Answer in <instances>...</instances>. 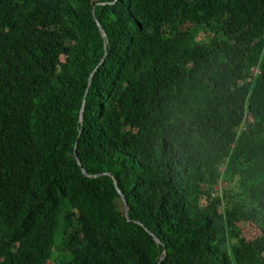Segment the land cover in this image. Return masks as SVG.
<instances>
[{
  "label": "trees",
  "instance_id": "obj_1",
  "mask_svg": "<svg viewBox=\"0 0 264 264\" xmlns=\"http://www.w3.org/2000/svg\"><path fill=\"white\" fill-rule=\"evenodd\" d=\"M50 263L264 264V0H0V264Z\"/></svg>",
  "mask_w": 264,
  "mask_h": 264
},
{
  "label": "water",
  "instance_id": "obj_2",
  "mask_svg": "<svg viewBox=\"0 0 264 264\" xmlns=\"http://www.w3.org/2000/svg\"><path fill=\"white\" fill-rule=\"evenodd\" d=\"M100 31H101L102 36L104 37V36H105L104 31H103L102 29H100ZM83 121H84V110H82V112H81V122L83 123ZM75 156H76L77 160L79 161L78 156H77V146H76V148H75ZM83 172H84V175H85V176H89V175L87 174V172H85V171H83ZM121 195H122V200H123V202L125 203L126 216H127V218L129 219V215H130L129 204H128L127 199L125 198V196H124L122 193H121ZM155 239H156V241H157L158 243H161V241L159 240L158 237H155ZM50 264H52V263H50Z\"/></svg>",
  "mask_w": 264,
  "mask_h": 264
},
{
  "label": "rangeland",
  "instance_id": "obj_3",
  "mask_svg": "<svg viewBox=\"0 0 264 264\" xmlns=\"http://www.w3.org/2000/svg\"><path fill=\"white\" fill-rule=\"evenodd\" d=\"M243 237L249 240H254L260 236V232L254 226H244L242 228Z\"/></svg>",
  "mask_w": 264,
  "mask_h": 264
},
{
  "label": "built area",
  "instance_id": "obj_4",
  "mask_svg": "<svg viewBox=\"0 0 264 264\" xmlns=\"http://www.w3.org/2000/svg\"><path fill=\"white\" fill-rule=\"evenodd\" d=\"M254 75H258L260 71L258 69L253 70Z\"/></svg>",
  "mask_w": 264,
  "mask_h": 264
},
{
  "label": "clouds",
  "instance_id": "obj_5",
  "mask_svg": "<svg viewBox=\"0 0 264 264\" xmlns=\"http://www.w3.org/2000/svg\"><path fill=\"white\" fill-rule=\"evenodd\" d=\"M260 71V70H259Z\"/></svg>",
  "mask_w": 264,
  "mask_h": 264
}]
</instances>
